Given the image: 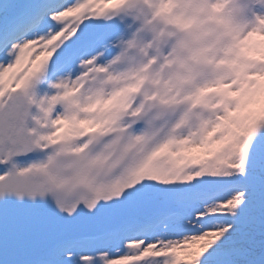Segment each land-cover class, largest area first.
<instances>
[{
    "label": "snow or ice",
    "instance_id": "obj_1",
    "mask_svg": "<svg viewBox=\"0 0 264 264\" xmlns=\"http://www.w3.org/2000/svg\"><path fill=\"white\" fill-rule=\"evenodd\" d=\"M0 264H264V0H0Z\"/></svg>",
    "mask_w": 264,
    "mask_h": 264
}]
</instances>
